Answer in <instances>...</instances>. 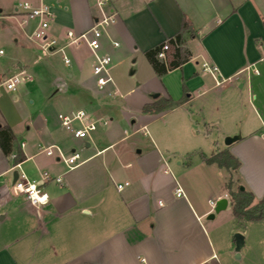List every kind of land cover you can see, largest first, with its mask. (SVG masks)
Masks as SVG:
<instances>
[{
    "label": "crops",
    "instance_id": "0c3cea01",
    "mask_svg": "<svg viewBox=\"0 0 264 264\" xmlns=\"http://www.w3.org/2000/svg\"><path fill=\"white\" fill-rule=\"evenodd\" d=\"M21 1L9 0V7L0 3V29L8 31L17 60L5 70V53L0 56L2 78L21 69L28 74L40 59L34 55L38 44L26 37L36 22L21 23ZM28 1L50 5L49 34L61 45L67 44V32L80 34L99 17L96 0ZM108 11L116 21L104 33L100 53L112 56L113 82L101 89V100L115 87L119 59L134 57L131 73H138L140 94L123 103L128 109L121 107L129 114L135 108L136 117L129 118L136 126L110 141L97 133L94 147L61 124L59 113L88 110V94L97 97L87 84L90 73L76 56L73 71L37 104L31 100L30 107L9 111V90L2 88L0 125L11 127L26 158L15 167L12 155L0 148V264H264V219H237L226 189L229 170L205 162L228 149L241 162L236 172L240 185L256 201L264 196V0H110L101 16ZM185 19L193 28L192 35L184 34L187 59L159 75L145 53L169 42L167 59L161 60L168 64L175 48L169 39L181 32ZM87 50L92 73L95 58ZM203 63L216 69L204 71ZM253 63L259 74L242 71ZM223 78L231 79L218 85ZM161 97L186 100L158 114L142 111ZM106 103L112 104L104 100L101 106ZM140 130L151 139L146 152L128 141ZM227 136L237 139L226 145ZM50 145L66 154L79 150L83 162L68 169L55 148L53 155L40 148ZM14 170L42 184L47 202L33 205L25 194H16ZM45 171L62 182L45 181ZM124 181L130 184L118 189ZM222 197L228 204L215 212L210 200L216 204ZM235 232L244 235L238 257Z\"/></svg>",
    "mask_w": 264,
    "mask_h": 264
},
{
    "label": "built area",
    "instance_id": "2783aa9c",
    "mask_svg": "<svg viewBox=\"0 0 264 264\" xmlns=\"http://www.w3.org/2000/svg\"><path fill=\"white\" fill-rule=\"evenodd\" d=\"M109 2L110 0H96V4L100 8L104 7ZM17 11L22 16V24H27L31 21L36 22L31 31L26 33V37L28 40L38 44L42 55L45 56L56 51L62 52L64 62L69 64L70 59L65 54L66 45L80 44V42L83 40L95 58L94 63L92 64V73L96 79L97 86L100 89H104L109 83L113 82L111 75V67L113 64L112 56L108 53L101 54L100 50L102 46L101 39L104 33H106L108 27L116 21V14L114 12H103L102 16L97 17L92 27L80 34H75L72 31L67 32V44L61 45L58 38L49 34L50 24L53 20V12L49 4L42 2L38 5H35L28 0H24L18 3ZM112 43L115 47L119 46V42L117 41H113ZM169 47V42L163 44V46L157 52V58L162 61H166ZM4 53V49L0 48V56ZM260 60H264V55L260 58ZM202 67L204 71H212L216 69L215 66H211L208 63H203ZM242 71H246L248 74L260 73L256 63L246 66ZM31 79V75L27 74L24 69H21L7 78L0 77V96L2 94V88L14 92L21 81ZM230 79L231 78H223L218 80L217 84L221 85ZM109 95L115 96V93L109 92ZM58 119L60 120L61 124L73 135L74 138L86 140L94 147H97L95 135L98 131V128L100 126L103 127L108 125L107 119H104L103 117H96L85 108L70 110L66 113H59ZM40 148L47 155H53V149L55 148L59 157L64 161L68 169H73L83 162V160H81L82 155L79 150H73L70 154H66L62 148L57 145L41 146ZM14 156L15 154H12V158ZM16 166H19V163H17L15 167ZM43 179L45 181H54L56 183L62 182L60 176H53L48 171L43 173ZM129 184V181H124L118 183L116 186L118 189H122ZM12 189L16 194H25L29 202L33 205L45 203L48 200V194L43 190L42 184L36 181L28 180L21 172H18V176L12 184ZM175 193L177 196H181L183 191L180 187H177L175 189ZM210 203L212 206L215 205V201L213 200H210Z\"/></svg>",
    "mask_w": 264,
    "mask_h": 264
},
{
    "label": "rangeland",
    "instance_id": "374dc122",
    "mask_svg": "<svg viewBox=\"0 0 264 264\" xmlns=\"http://www.w3.org/2000/svg\"><path fill=\"white\" fill-rule=\"evenodd\" d=\"M95 1V0H93ZM8 2V3H7ZM96 2V1H95ZM0 3H6V7H9V0H0ZM96 5V4H95ZM96 8L101 16V8L96 5ZM116 18V17H115ZM4 20L0 19V22ZM12 23L11 27L16 26L14 19L8 20ZM0 45L3 47L5 54L3 57L4 63L2 67L7 70L13 68L17 64L16 58H14V47L9 40V33L6 30L0 29ZM40 55L39 62L32 66L28 70V74L32 76V80H23L18 84L16 91H8L6 97V107L9 111H15V109L22 105L23 107H30V101L34 100V104H37L43 96L48 97L51 95L56 88L57 82L61 79H66L67 75L73 71L72 64L73 58L78 57L84 65V70L90 73V78L87 82L88 86L91 88L92 93L97 97H93L88 94L87 99L85 100L86 107L91 112L92 115L96 117H103L108 120V125L99 127L96 132L97 136L100 137L103 141L113 140L115 137L123 134V129H128V132H131L136 124L131 123L130 116L136 117L135 108L132 107L130 110L131 114L127 113L125 105L123 103L128 100L131 95L137 97L140 94V90L135 87L138 83L137 74H132L131 72L134 69V64L131 63V60L134 57H123L119 59L114 70L113 77L115 82V87L109 88V90L115 91V96L106 95L101 100V89L98 88L96 84V79L91 73V60L89 57V52L87 50V45L85 41H81L78 47L71 45L65 49V54L71 59L72 63L70 65L65 64L63 60V53L56 51L48 55H42L40 50L34 51V55ZM108 90V91H109ZM13 94L16 96L15 99L12 98ZM127 98V99H126ZM110 101L112 104H103L101 106V101ZM73 107H78V105H72ZM121 106H124L125 109H122ZM103 114V115H102ZM102 115V116H101ZM144 130H140L134 135H132L128 141L137 143L138 145L143 146L144 152L149 148L151 139L144 135ZM104 143V142H102ZM98 146V145H97ZM180 159H183L179 157ZM130 160H123V162H128ZM183 161V160H182ZM174 162V161H173ZM171 165H174L173 163ZM176 166V165H175ZM176 168V167H175ZM240 249L239 254L241 253ZM237 256V252L235 253Z\"/></svg>",
    "mask_w": 264,
    "mask_h": 264
},
{
    "label": "trees",
    "instance_id": "16d2710c",
    "mask_svg": "<svg viewBox=\"0 0 264 264\" xmlns=\"http://www.w3.org/2000/svg\"><path fill=\"white\" fill-rule=\"evenodd\" d=\"M192 35L193 28L188 20H184L181 32L170 38L169 41L175 45L172 60L165 64L157 58V52L160 49L155 47L146 51L145 56L154 70L159 74L167 72V70L181 65L186 59V52L182 45L184 34ZM186 99L173 100L169 97H161L153 102L143 105L144 113L158 114L173 107L182 104ZM16 136L7 124L0 125V148L6 156L12 158L13 163H20L26 156L20 147H16ZM205 162L209 164H217L220 167H225L229 170L230 176L226 183L228 196L232 204L234 216L242 222L264 219V196L256 201L255 195L248 189H240L239 179L236 177V172L239 169L241 162L228 149H223L213 153L211 156L205 157Z\"/></svg>",
    "mask_w": 264,
    "mask_h": 264
},
{
    "label": "water",
    "instance_id": "95a60500",
    "mask_svg": "<svg viewBox=\"0 0 264 264\" xmlns=\"http://www.w3.org/2000/svg\"><path fill=\"white\" fill-rule=\"evenodd\" d=\"M235 139H237V137L227 136L225 138L226 145L231 144ZM13 176H14V180H16V178L18 176L17 170L13 171ZM240 189L243 190L244 186L241 185ZM227 204H228V198L227 197H222V198L218 199L216 204H215L214 211L218 212V211L224 209L227 206ZM234 238H235V245H236L235 250L237 252V256H239V251L244 246V235L241 232H235Z\"/></svg>",
    "mask_w": 264,
    "mask_h": 264
}]
</instances>
